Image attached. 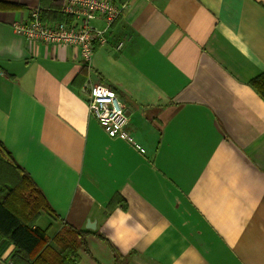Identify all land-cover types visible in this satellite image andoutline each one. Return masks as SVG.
Masks as SVG:
<instances>
[{
	"label": "crops",
	"instance_id": "1",
	"mask_svg": "<svg viewBox=\"0 0 264 264\" xmlns=\"http://www.w3.org/2000/svg\"><path fill=\"white\" fill-rule=\"evenodd\" d=\"M3 1L0 141L53 209L38 225L88 231L77 264H264V0H129L87 65L14 29L63 0ZM98 83L145 152L90 114Z\"/></svg>",
	"mask_w": 264,
	"mask_h": 264
},
{
	"label": "trees",
	"instance_id": "2",
	"mask_svg": "<svg viewBox=\"0 0 264 264\" xmlns=\"http://www.w3.org/2000/svg\"><path fill=\"white\" fill-rule=\"evenodd\" d=\"M41 7L42 4L38 10L42 21L69 19L56 5L53 10L42 11ZM18 8L16 3L0 0V11ZM249 84L264 99V72ZM120 204L125 207L123 202ZM42 212L54 217L42 190L0 141V257L13 246L8 255L13 264H77L79 250L89 252V232L63 221L60 230L50 236L48 227L41 228L37 223Z\"/></svg>",
	"mask_w": 264,
	"mask_h": 264
},
{
	"label": "built area",
	"instance_id": "3",
	"mask_svg": "<svg viewBox=\"0 0 264 264\" xmlns=\"http://www.w3.org/2000/svg\"><path fill=\"white\" fill-rule=\"evenodd\" d=\"M129 0H63L62 12L69 19L53 22L42 21L38 9L30 11L26 21L13 23L19 34L34 42L44 41L71 45L78 49L80 59L90 63L95 44L107 42V31L126 10ZM101 18L103 27L92 25V20ZM122 45L120 42L118 48ZM87 107L104 131L116 138L131 143L141 153L145 149L136 142L128 130L126 105L117 92L104 84H86ZM8 264H13L9 261Z\"/></svg>",
	"mask_w": 264,
	"mask_h": 264
},
{
	"label": "water",
	"instance_id": "4",
	"mask_svg": "<svg viewBox=\"0 0 264 264\" xmlns=\"http://www.w3.org/2000/svg\"><path fill=\"white\" fill-rule=\"evenodd\" d=\"M94 226H95V225H94V223H93V222L87 225V227H88V228H91V229H93V228H94Z\"/></svg>",
	"mask_w": 264,
	"mask_h": 264
}]
</instances>
